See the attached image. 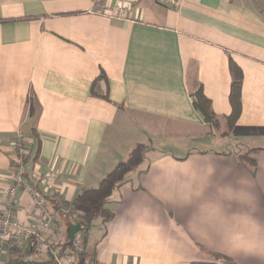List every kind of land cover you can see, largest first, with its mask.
<instances>
[{
	"label": "crops",
	"instance_id": "1",
	"mask_svg": "<svg viewBox=\"0 0 264 264\" xmlns=\"http://www.w3.org/2000/svg\"><path fill=\"white\" fill-rule=\"evenodd\" d=\"M113 2L0 0V221L36 213L23 189L6 198L20 133L25 182L53 211L43 236L64 250L80 233L81 264H264V0H134L130 21L104 14ZM229 59L243 75L235 134L221 131ZM197 85L218 129L193 106ZM137 143L150 148L104 206H74ZM250 149L254 167L238 159ZM23 243L6 241L0 264H52Z\"/></svg>",
	"mask_w": 264,
	"mask_h": 264
},
{
	"label": "built area",
	"instance_id": "2",
	"mask_svg": "<svg viewBox=\"0 0 264 264\" xmlns=\"http://www.w3.org/2000/svg\"><path fill=\"white\" fill-rule=\"evenodd\" d=\"M134 0H114L113 3L107 5L104 11L108 17L117 20L130 21L132 3ZM171 4H178L179 0H162ZM17 157L14 159V172L11 177V183L7 188V202L11 203L15 200L16 193L23 189L30 195L34 210L36 211L32 223L23 224L21 221L7 216L0 221V252L4 243L10 239H22L25 241L24 246L28 250V254L24 256L25 260L31 257L44 255L49 257L52 264H81V254L84 251L83 237L80 233H76L66 249H58L51 246L47 239L43 236L50 230L53 211L44 205L32 190V186L27 184L23 177L21 167L22 157L26 155V151L21 148L18 143L15 145ZM51 180V176L47 177V181ZM22 242H19L21 244ZM22 245V244H21Z\"/></svg>",
	"mask_w": 264,
	"mask_h": 264
},
{
	"label": "trees",
	"instance_id": "3",
	"mask_svg": "<svg viewBox=\"0 0 264 264\" xmlns=\"http://www.w3.org/2000/svg\"><path fill=\"white\" fill-rule=\"evenodd\" d=\"M228 68L231 76L230 90H229V103L231 105V112L228 116L225 117V127L226 132H229L232 127H234L236 120L240 115L241 110V88H242V71L240 67L232 60H228ZM99 79H105V75L102 73L98 77ZM91 92L93 88L91 87ZM191 99L195 110L199 113L201 118L207 124L213 126L214 128H219V121L211 110L210 101L203 94V90L201 86L197 85L196 89L191 93ZM149 146L137 143L135 144L127 156L119 161L115 167L108 172L99 182L98 186L93 189H81L77 192L73 204L76 207L85 208L91 211L92 214H95L99 209H101L107 200L111 197L113 192L118 189L123 183L128 181V178L131 173L136 171L140 166L141 162L144 159L145 153L149 150ZM257 149H250L238 156V159L245 165L254 167L255 159L253 157V153H255ZM30 155V153H29ZM27 155L23 162H27ZM24 180L27 181L28 176L26 172H23ZM28 182V181H27ZM57 207V206H55ZM92 217L88 220L78 221V224L82 229L88 227L91 224ZM216 259H223L227 261L223 264H232L231 259L220 254H213ZM21 260H15L9 264H24ZM90 264H96L89 261ZM191 264H222L215 262H193Z\"/></svg>",
	"mask_w": 264,
	"mask_h": 264
},
{
	"label": "rangeland",
	"instance_id": "4",
	"mask_svg": "<svg viewBox=\"0 0 264 264\" xmlns=\"http://www.w3.org/2000/svg\"><path fill=\"white\" fill-rule=\"evenodd\" d=\"M233 128H234V127H232L231 130H230L228 133H230V134H231V133H232V134H235V133H236V130L233 129ZM224 129L226 130V127H224V126L221 127V131L224 130ZM17 139H18V141H17L18 145H19L21 148H23L25 151L28 150V149L26 148V147H28V146L25 147L24 144H23V142H22V134L19 133L18 136H17ZM26 152H27V151H26ZM31 154H32V153H31ZM27 155H28V152L26 153L25 156H27ZM29 156H30V155H29ZM20 165H21V164H20ZM23 166H24V164L21 165V167H22V171L24 170V169H23ZM61 228L64 230V226H63V225H61ZM79 232H84V230H80ZM88 240H89V238H88ZM226 262H227V261H225V260H223V259H220V263L223 264V263H226ZM231 263H232V262H231Z\"/></svg>",
	"mask_w": 264,
	"mask_h": 264
},
{
	"label": "water",
	"instance_id": "5",
	"mask_svg": "<svg viewBox=\"0 0 264 264\" xmlns=\"http://www.w3.org/2000/svg\"><path fill=\"white\" fill-rule=\"evenodd\" d=\"M80 229V225H75V226H72L71 230L68 231L69 235H70V238L73 237L74 233L79 231Z\"/></svg>",
	"mask_w": 264,
	"mask_h": 264
}]
</instances>
